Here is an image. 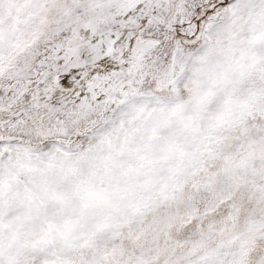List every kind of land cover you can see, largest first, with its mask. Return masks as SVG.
Here are the masks:
<instances>
[{
	"label": "snow or ice",
	"instance_id": "1",
	"mask_svg": "<svg viewBox=\"0 0 264 264\" xmlns=\"http://www.w3.org/2000/svg\"><path fill=\"white\" fill-rule=\"evenodd\" d=\"M0 264H264V0H0Z\"/></svg>",
	"mask_w": 264,
	"mask_h": 264
}]
</instances>
